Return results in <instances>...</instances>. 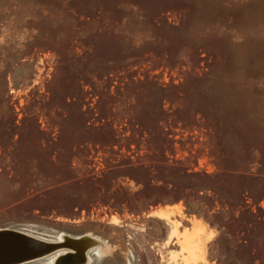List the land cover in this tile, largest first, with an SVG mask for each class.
<instances>
[{
    "label": "rangeland",
    "instance_id": "1",
    "mask_svg": "<svg viewBox=\"0 0 264 264\" xmlns=\"http://www.w3.org/2000/svg\"><path fill=\"white\" fill-rule=\"evenodd\" d=\"M3 228L264 264V0H0Z\"/></svg>",
    "mask_w": 264,
    "mask_h": 264
},
{
    "label": "water",
    "instance_id": "2",
    "mask_svg": "<svg viewBox=\"0 0 264 264\" xmlns=\"http://www.w3.org/2000/svg\"><path fill=\"white\" fill-rule=\"evenodd\" d=\"M70 237L62 242L36 238L13 229H0V264H18L56 254L53 264H85L90 248ZM79 245V246H78Z\"/></svg>",
    "mask_w": 264,
    "mask_h": 264
},
{
    "label": "bare ground",
    "instance_id": "3",
    "mask_svg": "<svg viewBox=\"0 0 264 264\" xmlns=\"http://www.w3.org/2000/svg\"><path fill=\"white\" fill-rule=\"evenodd\" d=\"M153 215H159L161 217L167 218L169 216V213L165 212L164 210H157V211L153 212ZM193 224H194V222H193ZM202 232H203V226L201 225V223L195 222V229L193 231H184L180 235L177 233V223H175L173 226V232L172 233L176 234L178 236V238H181L180 242H181V245L183 246L184 249L190 250L191 249L190 245L192 244L194 237L197 234L202 233ZM69 238H70L69 236L60 235L58 237V239L54 240V241L62 242V241L69 239ZM76 238L78 239L77 244L81 245L82 240H84L85 246H87L88 248L95 247L98 254L99 253L101 254L102 252H104L106 250L105 243L102 240L98 239L97 237L95 238V237L90 236V235H83V236H79ZM47 256H49V255H47ZM51 262L53 264V260ZM18 264H20V263H18Z\"/></svg>",
    "mask_w": 264,
    "mask_h": 264
}]
</instances>
